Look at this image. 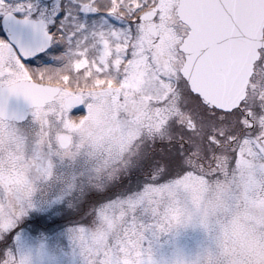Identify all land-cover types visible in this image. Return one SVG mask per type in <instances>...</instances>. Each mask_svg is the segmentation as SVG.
<instances>
[{"label": "snow or ice", "instance_id": "6c2138e0", "mask_svg": "<svg viewBox=\"0 0 264 264\" xmlns=\"http://www.w3.org/2000/svg\"><path fill=\"white\" fill-rule=\"evenodd\" d=\"M37 12L42 18L32 22ZM16 15L40 33L41 43L21 50L0 41V133L11 134L17 125L8 111L17 98L30 109L40 137L57 111L64 134L37 144L31 163L0 166V264H31L12 245L38 201L50 202L54 211L67 208L61 219L86 224L114 187L140 182L147 185L140 195L96 211L94 227L70 230L82 264H157L158 242L190 227L203 231L208 243L195 259L175 264H264V238L242 261L228 248L222 227L229 216L238 224L241 199L245 208H264V197L251 195L255 177L264 176V0H54L50 9L34 0H0V16ZM56 44L66 49L52 57L59 66L26 65L36 51ZM137 80L150 86L148 111L121 135L101 180L108 163L90 167L88 160L101 144L82 136L77 146L69 129L87 119L94 101L123 102ZM53 81L92 91L60 108L63 89L49 87ZM233 185L243 186L240 196ZM213 186L218 199L204 200Z\"/></svg>", "mask_w": 264, "mask_h": 264}, {"label": "rangeland", "instance_id": "374dc122", "mask_svg": "<svg viewBox=\"0 0 264 264\" xmlns=\"http://www.w3.org/2000/svg\"><path fill=\"white\" fill-rule=\"evenodd\" d=\"M37 3V2H36ZM54 0L45 3L43 9H50L53 6ZM39 5V3H37ZM40 6V5H39ZM23 16V15H21ZM2 16H0L1 18ZM32 17H41L37 12ZM85 21L87 18H83ZM89 24L92 21L87 20ZM52 48L56 51L53 52ZM51 50L45 54V59H52L53 56L63 55L65 52L62 45H53ZM58 64V62L54 61ZM59 84V83H58ZM63 87L64 93L67 95L81 96L88 95L92 90L84 88L70 89ZM150 86L146 85L143 80H137L130 92H127L124 99H142L147 101V95L150 94ZM99 92V90H96ZM140 97V98H138ZM60 108H64L63 100L60 101ZM108 112V116H101V110ZM127 112L130 116L124 117L123 112L120 111V105L117 104V98L109 99L103 97L98 102H93L92 109L82 123L77 122L69 132L74 133L73 143L77 146H81V137H88L96 140L101 144V149L96 150V154L88 158L89 166L95 167L97 165L103 166L105 162L108 163L109 168L103 171L100 175V179L104 180L108 176L111 164L117 157L119 142L121 135L126 133L128 129L135 127L134 117L132 113ZM117 115V116H115ZM23 128V127H22ZM56 132V131H55ZM59 134H64V129L58 126ZM56 132V133H57ZM57 135L55 136V138ZM111 149V152H109ZM88 149L85 148L84 152H81L79 159L84 160L85 153ZM65 164L68 160H65ZM57 166L60 167V162L57 160ZM173 179V178H170ZM118 184V182H117ZM147 185L144 182L139 184H125L123 186H116L112 189L110 198L102 199L94 205L92 215L88 218L86 224L80 222V218L72 219L71 217L61 219L68 211L67 208L64 211H54L50 202H43L42 212L44 217L50 221L51 226L46 227L44 230V236L41 239V243L26 242V250L28 256H32L31 264H82V260L79 254V250L72 244L69 239L70 230L78 227L92 228L95 223V212L105 207L108 204L115 203L116 201H122L140 195ZM241 194L243 189L240 190ZM253 197H260L258 194H251ZM212 187L204 192L203 199L213 202ZM240 201H243L242 199ZM61 207L60 204L55 205L56 209ZM191 211L195 215L198 209L195 206L191 207ZM249 217L254 218V222L248 220ZM244 216L241 212L240 224H231V217L224 220L222 227H228L231 225V231L228 232L227 243L230 246L231 252L240 258L242 261H247L248 258L254 256L257 252V242L264 238V224L255 223V218H261L264 221V209L261 207H255L253 210L246 211ZM53 220L60 221L57 224L52 223ZM240 225H243L241 227ZM207 235L199 228H189L186 232H183L176 239H161L154 248V259L157 264H175V261L179 258L185 260H193L195 257L204 251L206 247Z\"/></svg>", "mask_w": 264, "mask_h": 264}, {"label": "flooded vegetation", "instance_id": "af4514ba", "mask_svg": "<svg viewBox=\"0 0 264 264\" xmlns=\"http://www.w3.org/2000/svg\"><path fill=\"white\" fill-rule=\"evenodd\" d=\"M34 2L39 3L40 8L43 9L44 4L50 1L46 2L44 0H34ZM15 17L18 19H24V16H21V15H16ZM41 18L42 17H31L30 19L32 21L39 22ZM2 21H3V16L0 18V41H4L13 46V44L9 42V40L7 39L4 33V30L2 27ZM62 47H63V50L66 51L64 45H62ZM50 50L51 48L46 53L40 55L39 57L32 59V60L25 61L26 65L32 69L46 68V67L51 68V67L59 66L57 63L54 62L53 59H45V54H47ZM49 86L58 87L60 89L61 88L63 89V87L55 81L49 83ZM71 96L72 95H67L66 93H64V90H63L60 98L57 101V103L59 104V107H60L61 100H63V106L65 107L66 100ZM117 104L120 105V111L123 112L122 116L124 117L127 116L128 118H130L129 117L130 115L127 113L129 110H130L129 113H132L134 118L137 115L146 114V112L148 111V103L147 101H144L142 99L129 98V99H124L123 102H120L117 99ZM100 115L102 117L106 115L108 116V112L102 109L100 112ZM58 119H59V112L57 111L56 117L52 119L51 124L48 123L47 118L45 120L46 128L53 142H55L58 136L62 135L57 132L58 131V124H57ZM11 128H12L11 134L7 130L4 133H0V166L6 167V168L15 167L23 160L31 161L33 151L37 146L36 141L34 139V135H33L36 131V125L32 123V120L30 117V110H28L27 112V119L25 122L17 123V125L13 124ZM56 135L57 137L55 138ZM17 137L22 138V139L18 140ZM255 179L257 181V184H256L257 191L252 194H258L260 197H264V191L260 190L264 188V176L258 174L255 177ZM241 189H243V186L237 187L236 185H233L231 188V191L233 194L240 196ZM212 191L214 195L213 202H215L217 199V196H216L217 192L214 186L212 187ZM205 192H207V190ZM239 203H240V208H241V212L243 213V216L246 211H249V210L251 211L254 209V206L252 205H249L247 208H245L243 201H239ZM42 209H43V202L38 201L37 207L32 212H30L28 216L24 217V219L18 225L16 236L19 237V243H17L16 237H14L13 245H12L13 251L17 252V254L27 255V253H25L26 250H24L26 247L25 243L26 242L41 243L40 241L44 236L45 228L49 227V225L51 226L50 221L44 217ZM246 214L248 216V220L251 223L254 222V218L249 217L250 213L246 212ZM228 218H230V216ZM255 223L264 224V221H262L261 218H255ZM30 258H32V256H30Z\"/></svg>", "mask_w": 264, "mask_h": 264}, {"label": "water", "instance_id": "95a60500", "mask_svg": "<svg viewBox=\"0 0 264 264\" xmlns=\"http://www.w3.org/2000/svg\"><path fill=\"white\" fill-rule=\"evenodd\" d=\"M50 1V0H45ZM24 19H17L16 17L6 20L3 18L2 27L8 40L16 47L21 50H36L41 43V35L39 32L35 31L31 24H25ZM32 21V20H31ZM37 22V21H32ZM48 49H46L47 51ZM44 53V52H43ZM42 52L36 51L32 60L41 54ZM54 89H59L57 87H52ZM80 97H69L65 106H70L76 103ZM30 110L27 104L22 99L12 98L8 103V111L11 115L16 117L17 123H23L27 119V112Z\"/></svg>", "mask_w": 264, "mask_h": 264}, {"label": "clouds", "instance_id": "9594fccd", "mask_svg": "<svg viewBox=\"0 0 264 264\" xmlns=\"http://www.w3.org/2000/svg\"><path fill=\"white\" fill-rule=\"evenodd\" d=\"M39 127L36 126V131L35 133L33 134L34 135V139L36 141V144H43V145H47V142H48V139H49V132L47 130V128L45 127V131H44V135L42 137L39 136ZM39 137V139H38ZM31 163V161H29ZM217 196V199H218V193L216 194ZM238 224H240V221L238 222ZM241 227H243V225H240ZM227 231L230 232L231 231V225H229L227 227ZM226 244L228 246V248L230 249V246L228 245L227 243V237H226Z\"/></svg>", "mask_w": 264, "mask_h": 264}]
</instances>
